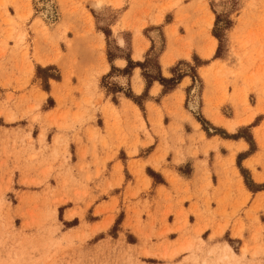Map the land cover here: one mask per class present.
Returning a JSON list of instances; mask_svg holds the SVG:
<instances>
[{
	"label": "rangeland",
	"instance_id": "374dc122",
	"mask_svg": "<svg viewBox=\"0 0 264 264\" xmlns=\"http://www.w3.org/2000/svg\"><path fill=\"white\" fill-rule=\"evenodd\" d=\"M45 3L53 16L44 15ZM172 22L204 40L202 56L215 40L213 58L230 56L237 63L222 78L242 88L230 96L224 89L219 104L248 111H254L251 104L264 105V0H0V264H264V226L245 225L242 205L218 212L209 203L205 210L177 209L169 193L155 192L162 179L149 169L151 187L137 178L126 190L120 177L73 172L69 142H81L98 103L68 78L58 84L68 38L94 25L104 37L107 61L124 59L126 72L139 68L147 87L159 74L161 28ZM131 32L151 42L137 62L141 67L127 68L136 64L130 60ZM188 74L198 80L195 67ZM179 77L176 72L170 79ZM189 96V109L198 114L195 87ZM54 106L55 113L42 114ZM196 119L208 135L213 130L239 137L254 150L250 128L257 119L233 135ZM34 125L41 128L37 150L25 133ZM47 128L57 131L51 145L43 140Z\"/></svg>",
	"mask_w": 264,
	"mask_h": 264
},
{
	"label": "crops",
	"instance_id": "0c3cea01",
	"mask_svg": "<svg viewBox=\"0 0 264 264\" xmlns=\"http://www.w3.org/2000/svg\"><path fill=\"white\" fill-rule=\"evenodd\" d=\"M175 25L172 22L161 28L163 42L157 58L158 76L170 79L176 72L180 74L169 91L157 80L146 87L141 70L132 68L126 72L127 62L122 58L109 63L104 37L94 25L87 34L85 29L76 34L72 32L58 84L63 86L68 78L77 92L79 88L85 89L92 103H98L92 120L81 130V142H69L73 172L82 168L92 175L99 171V176L120 177L119 187L126 190L135 187L137 178L147 180L151 187L152 180L146 175L149 169L162 179V184L154 185L155 192L169 193L178 203L177 209L188 211L197 206L205 210L209 203L210 209L218 212L224 205H242L240 218L245 225L258 222L264 226V105L258 108L257 104H251L254 111H248L245 106L235 108L227 101L219 104L225 95L224 89L230 96L242 88L240 84L233 89V85L222 78L223 73L232 70L237 63L230 56L213 58L216 44L209 57L202 56L200 50L205 48L204 40L194 38ZM120 32L126 30L119 29ZM232 32L233 29L228 37ZM150 45L143 34L131 32L130 60L142 62ZM180 65L183 68L177 70ZM191 67H195L198 77L195 83L188 74ZM101 79L106 86H101ZM194 87L198 114L188 106V97ZM126 90L135 97H142V108L124 95ZM76 99H80L78 94ZM225 105L229 107V115L222 113ZM56 109L54 106L42 114L55 113ZM196 116L230 135L251 126L257 119L250 128L254 150L250 151L245 140L239 137L226 138L213 130H209L208 135ZM225 125H233V130ZM25 133L37 150L41 128L34 125L31 130L25 129ZM56 134L55 128H47L43 140L51 145ZM238 157L251 189L246 187L239 172Z\"/></svg>",
	"mask_w": 264,
	"mask_h": 264
},
{
	"label": "trees",
	"instance_id": "16d2710c",
	"mask_svg": "<svg viewBox=\"0 0 264 264\" xmlns=\"http://www.w3.org/2000/svg\"><path fill=\"white\" fill-rule=\"evenodd\" d=\"M216 38H218V36L217 35H214ZM108 60H110V57L108 58ZM130 66H132V67H141V64H139V63H136V64H133V63H131V62H128V67L127 68H129ZM126 70V69H125ZM179 79V78H178ZM177 79V80H178ZM152 80H157L163 87H164V90L165 91H169V90H171L174 86H175V84H176V81L177 80H175L174 81V79H164V78H162V77H160V76H158V77H156V78H153ZM151 80V81H152ZM150 84V82L148 81L147 82V86ZM128 98H130L134 103H136L139 107H141V105H140V102H139V100L141 99V98H138V97H134V96H132V95H126ZM238 166H239V157H238ZM239 170H240V173L242 174V176H243V178H244V182H245V185H246V187L248 188V189H251V184L248 182V179H247V177L245 176V173H246V171L244 170V169H242L240 166H239Z\"/></svg>",
	"mask_w": 264,
	"mask_h": 264
},
{
	"label": "bare ground",
	"instance_id": "6f19581e",
	"mask_svg": "<svg viewBox=\"0 0 264 264\" xmlns=\"http://www.w3.org/2000/svg\"><path fill=\"white\" fill-rule=\"evenodd\" d=\"M51 3V2H50ZM50 3H45V5H44V7H45V10H44V15H48L49 17L50 16H53V9H52V5L50 4ZM215 43H216V41L215 40H213V41H211L210 42V46H209V48H208V50H207V53H206V55H205V57H209V55L211 54V52H212V50H213V48H214V46H215ZM196 100V99H195ZM193 102V101H192ZM198 103V102H197ZM193 106V109L195 110L196 109V107H197V105L196 104H194V105H192ZM229 248V247H228Z\"/></svg>",
	"mask_w": 264,
	"mask_h": 264
},
{
	"label": "snow or ice",
	"instance_id": "6c2138e0",
	"mask_svg": "<svg viewBox=\"0 0 264 264\" xmlns=\"http://www.w3.org/2000/svg\"><path fill=\"white\" fill-rule=\"evenodd\" d=\"M45 90H47V89H46V86H45Z\"/></svg>",
	"mask_w": 264,
	"mask_h": 264
}]
</instances>
